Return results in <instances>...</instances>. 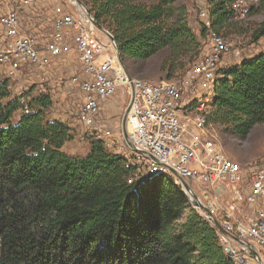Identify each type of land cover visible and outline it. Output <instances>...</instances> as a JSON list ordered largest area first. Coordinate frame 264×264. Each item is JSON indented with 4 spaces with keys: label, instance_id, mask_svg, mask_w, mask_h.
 <instances>
[{
    "label": "trees",
    "instance_id": "obj_1",
    "mask_svg": "<svg viewBox=\"0 0 264 264\" xmlns=\"http://www.w3.org/2000/svg\"><path fill=\"white\" fill-rule=\"evenodd\" d=\"M177 1L92 0L91 12L121 62L164 50L162 68L172 72L200 47ZM208 1L219 33L235 17L232 0ZM251 37H264V21ZM19 97L0 79V264H231L170 176L128 182L125 157L91 137L85 155H69L70 127L45 115L50 96L28 97L34 112L13 121ZM207 120L239 139L264 124V48L216 71Z\"/></svg>",
    "mask_w": 264,
    "mask_h": 264
},
{
    "label": "built area",
    "instance_id": "obj_2",
    "mask_svg": "<svg viewBox=\"0 0 264 264\" xmlns=\"http://www.w3.org/2000/svg\"><path fill=\"white\" fill-rule=\"evenodd\" d=\"M2 1L7 9L0 15V75L16 78L25 66L43 70L75 51L80 70L71 83L79 88L77 115L83 125L100 133L96 121L104 102L118 91L126 95L122 132L129 151L124 156L128 182L159 173L170 176L190 206L213 225L231 264H264L255 248L264 247V165L253 168L245 188L240 165L227 155L207 120L215 73L229 53L226 39L211 29L208 10L198 13L208 48L178 78L150 81L127 73L111 33L99 29L94 15L75 0H20L51 8V33L40 41L23 31L18 11L9 6L18 0ZM257 4L232 0L230 8L235 17H245ZM19 96L21 113L34 112L29 98ZM193 199L197 206L191 205Z\"/></svg>",
    "mask_w": 264,
    "mask_h": 264
},
{
    "label": "rangeland",
    "instance_id": "obj_3",
    "mask_svg": "<svg viewBox=\"0 0 264 264\" xmlns=\"http://www.w3.org/2000/svg\"><path fill=\"white\" fill-rule=\"evenodd\" d=\"M59 1L66 2V0ZM75 2L92 13V0H75ZM135 2L150 5L154 0H135ZM175 5L184 9L186 21L200 44L198 55L202 54L208 48L209 41L207 34L202 30L198 13L201 9H209L211 4L208 0H178ZM9 6L18 11L25 33L36 34L39 38L46 37L51 33L50 20L52 14L49 5L28 6L18 0L10 3ZM6 9V4L0 0V15ZM262 21H264V7L258 3L253 7L250 14L245 17H233L229 24L219 32L229 44V53L224 55L218 69L231 66L239 60L253 56L263 50L264 37L257 42H253L251 37L252 31ZM68 55L65 60L55 65H49L43 70H37L34 67H22L19 76L7 79L10 96L28 94V97H35L40 93L48 94L52 102L45 111L46 118L62 121L71 129L72 139L64 145V151L69 155H85L89 150L88 139L91 137L102 140L108 150L125 157L129 156L122 132V119L127 103L126 95L120 91L112 95L108 100H118V102L114 103L112 107H108V111L105 109V105V107L102 106L96 121V125L102 130L100 133L94 127L83 125L78 120L77 115L81 105V95L78 86L71 83V78L79 73L80 64L75 51L72 50ZM166 56L167 51L163 50L145 61L125 59L122 64L127 73L134 77L158 81L178 78L190 64V61L197 58V56L193 59L185 57L183 65H177L170 72L168 69L162 68ZM0 79H4V76L0 75ZM20 113L21 111L17 110L12 120L16 121ZM210 128L227 155L240 165L242 185L247 188L253 168L264 165V124L256 125L245 139H239L213 123ZM261 206L264 207V202ZM255 248L259 250L264 262V247L255 245ZM249 260L254 262L251 258Z\"/></svg>",
    "mask_w": 264,
    "mask_h": 264
},
{
    "label": "crops",
    "instance_id": "obj_4",
    "mask_svg": "<svg viewBox=\"0 0 264 264\" xmlns=\"http://www.w3.org/2000/svg\"><path fill=\"white\" fill-rule=\"evenodd\" d=\"M31 34V33H30ZM31 35H34V36H38V35H36V34H31ZM45 37V36H44ZM42 38H39L38 37V40L40 41ZM69 55H62V56H60V57H58L57 59H55V60H53L51 63H50V65H55V64H57L58 62H60V61H63V60H65L67 57H68ZM127 100V99H126ZM118 102V100H108V102H106V104H103V106L105 107V109H107V111H108V107H112L113 106V104L114 103H117Z\"/></svg>",
    "mask_w": 264,
    "mask_h": 264
},
{
    "label": "water",
    "instance_id": "obj_5",
    "mask_svg": "<svg viewBox=\"0 0 264 264\" xmlns=\"http://www.w3.org/2000/svg\"><path fill=\"white\" fill-rule=\"evenodd\" d=\"M89 13H90V12H89ZM96 26H97L99 29L104 30V28H103L101 25H99L97 22H96ZM111 39L114 40L113 37H111ZM118 58H119V57H118ZM119 60H120V59H119ZM120 62H121V60H120ZM121 63H122V62H121ZM126 113H127V112H125V115H126ZM124 120H125V116H124V119H123V127H124ZM124 137L126 138L125 133H124ZM190 203H191V205H193V206H197V205H198L195 199L191 200ZM213 224H214L215 227H218V224H217L216 221H214Z\"/></svg>",
    "mask_w": 264,
    "mask_h": 264
}]
</instances>
